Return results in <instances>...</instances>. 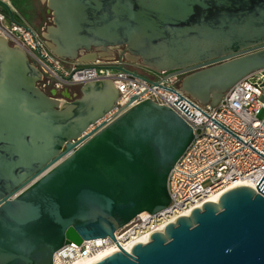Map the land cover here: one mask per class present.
Masks as SVG:
<instances>
[{
  "label": "water",
  "instance_id": "water-1",
  "mask_svg": "<svg viewBox=\"0 0 264 264\" xmlns=\"http://www.w3.org/2000/svg\"><path fill=\"white\" fill-rule=\"evenodd\" d=\"M45 1L52 23L41 35L62 59L112 60L125 46L128 62L180 77L181 91L212 106L251 73L264 74V0ZM41 79L0 35V264H54L66 243L115 239L138 215L166 208L170 172L195 138L181 115L151 98L82 136L114 108V82H86L76 98L69 90L59 98ZM256 186H235L131 253L92 264H264V175Z\"/></svg>",
  "mask_w": 264,
  "mask_h": 264
},
{
  "label": "built area",
  "instance_id": "built-area-1",
  "mask_svg": "<svg viewBox=\"0 0 264 264\" xmlns=\"http://www.w3.org/2000/svg\"><path fill=\"white\" fill-rule=\"evenodd\" d=\"M41 33L11 21L8 11L0 4V35L12 46L23 49L42 72L38 82L42 90L53 88L57 95L59 90H69L73 94L72 90L86 82L111 79L119 91L114 108L82 136L91 135L132 104L148 98L175 110L195 132L191 145L170 172L171 202L166 208L154 214L138 215L115 232V239L107 236L84 240L81 244L66 243L55 253L54 264H85L103 250L119 252L123 248L131 253L136 243L149 242L154 232L201 208L205 202L218 200L224 192L239 186L237 183L249 181L257 187L264 175V118H259L264 108L262 71L236 83L218 105H203L181 91L178 76L165 80L163 74L152 70L143 67L135 70L132 66L136 64L124 56L89 64L62 59L52 52ZM108 66H123L135 74ZM135 95L140 97L130 104ZM212 196L217 198L210 200Z\"/></svg>",
  "mask_w": 264,
  "mask_h": 264
},
{
  "label": "flooded vegetation",
  "instance_id": "flooded-vegetation-1",
  "mask_svg": "<svg viewBox=\"0 0 264 264\" xmlns=\"http://www.w3.org/2000/svg\"><path fill=\"white\" fill-rule=\"evenodd\" d=\"M12 1H15V0H12ZM24 2L30 8L28 10V15L37 16L39 18H47V16H49V19L46 22V26H44L43 29H45L47 26H49L52 23V13H51V11H49V8H48L45 0H24ZM126 52H127V50H126L125 46L119 47V48H116L114 50V56H124L126 59ZM132 68L135 70H142V66L137 65V64L135 66H132ZM52 89L50 88L47 90H45V89H43V90L51 95L52 92L54 91ZM62 92H63V90H59L57 97L63 98ZM72 92H73L74 98H76V96L80 95L79 88H75L74 90H72ZM74 94H76V96Z\"/></svg>",
  "mask_w": 264,
  "mask_h": 264
},
{
  "label": "crops",
  "instance_id": "crops-1",
  "mask_svg": "<svg viewBox=\"0 0 264 264\" xmlns=\"http://www.w3.org/2000/svg\"><path fill=\"white\" fill-rule=\"evenodd\" d=\"M9 3L14 8L15 17L20 23L43 31V28L44 26H46V22L48 21L49 16L47 18H39L37 16L28 15V10L30 8L29 6H27V4H25L24 0H9ZM18 15L20 16V18L17 17Z\"/></svg>",
  "mask_w": 264,
  "mask_h": 264
},
{
  "label": "bare ground",
  "instance_id": "bare-ground-1",
  "mask_svg": "<svg viewBox=\"0 0 264 264\" xmlns=\"http://www.w3.org/2000/svg\"><path fill=\"white\" fill-rule=\"evenodd\" d=\"M237 185H248V186H253L254 187V185L251 182H249V181L237 183ZM216 198H217V196H212V197H210V200H215ZM113 252H114L113 250L100 251V252L96 253L94 256H92V258L88 259L85 264H91V263H93V262H95V261H97V260H99V259H101V258L113 253Z\"/></svg>",
  "mask_w": 264,
  "mask_h": 264
},
{
  "label": "rangeland",
  "instance_id": "rangeland-1",
  "mask_svg": "<svg viewBox=\"0 0 264 264\" xmlns=\"http://www.w3.org/2000/svg\"><path fill=\"white\" fill-rule=\"evenodd\" d=\"M17 17L20 18L19 15H18ZM47 17H48V16H47ZM259 118H261V119L264 118V108L260 111Z\"/></svg>",
  "mask_w": 264,
  "mask_h": 264
}]
</instances>
